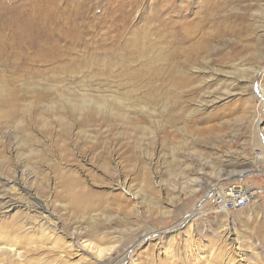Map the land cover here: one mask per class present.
Returning a JSON list of instances; mask_svg holds the SVG:
<instances>
[{
    "label": "rangeland",
    "instance_id": "obj_1",
    "mask_svg": "<svg viewBox=\"0 0 264 264\" xmlns=\"http://www.w3.org/2000/svg\"><path fill=\"white\" fill-rule=\"evenodd\" d=\"M51 4L0 0V231L24 264H97L75 244L96 238L110 264H264V0ZM226 183L263 193L220 213Z\"/></svg>",
    "mask_w": 264,
    "mask_h": 264
},
{
    "label": "bare ground",
    "instance_id": "obj_2",
    "mask_svg": "<svg viewBox=\"0 0 264 264\" xmlns=\"http://www.w3.org/2000/svg\"><path fill=\"white\" fill-rule=\"evenodd\" d=\"M45 1H46V5H45L44 10L42 9L43 11L41 13L45 17H48L52 12L50 9V8H52L51 3H52V1H55V0H52V1L44 0V2ZM36 3L38 4V0H36ZM53 3H55V2H53ZM39 8H40V6H39ZM51 24H53V23H51ZM260 73H264L263 67H261L260 71L257 72V74H260ZM257 92H258L259 96L262 98V101L264 103V89L261 86H259L257 89ZM21 190H22V193L27 192V194H29V191L24 186H22ZM36 198L37 197H34V202H32L33 206L31 207V209L35 208V211H37V210L41 211L42 212L41 214H43V215L46 214L45 218H48V219L51 218L50 216H54L53 213H50L47 205L45 203L44 204L40 203V201H38V199H36ZM55 227H56V225L53 227V229ZM16 238H17V236H16ZM16 238L14 239V238L10 237V235H6L2 231H0V264H5V262H6L5 257H8V256L12 257L16 261L15 264H24L25 256H24V254H22V251H20L21 250L20 242ZM75 240H76V242L71 238L70 243L75 242L77 247L81 251H83L85 254H87L89 257H91V259H93V261H95V263H97V264H110L109 260L112 258L115 251L117 252L116 249L118 246L117 245L118 240H115L114 242H111V241L107 242V241L103 240L102 238L101 239L96 238L94 240H87V241L86 240L82 241V239H80V240L75 239ZM59 256H62V254H60ZM119 264H125V263L123 262V263H119ZM130 264H134V261L131 262Z\"/></svg>",
    "mask_w": 264,
    "mask_h": 264
},
{
    "label": "built area",
    "instance_id": "obj_3",
    "mask_svg": "<svg viewBox=\"0 0 264 264\" xmlns=\"http://www.w3.org/2000/svg\"><path fill=\"white\" fill-rule=\"evenodd\" d=\"M262 193L263 191L258 188L226 183L221 188L215 189L212 202L217 212L229 214L249 208Z\"/></svg>",
    "mask_w": 264,
    "mask_h": 264
}]
</instances>
